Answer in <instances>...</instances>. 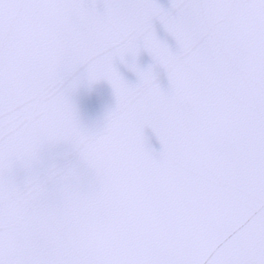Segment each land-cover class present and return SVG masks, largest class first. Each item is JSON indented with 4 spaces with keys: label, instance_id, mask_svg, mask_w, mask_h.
<instances>
[{
    "label": "snow or ice",
    "instance_id": "snow-or-ice-1",
    "mask_svg": "<svg viewBox=\"0 0 264 264\" xmlns=\"http://www.w3.org/2000/svg\"><path fill=\"white\" fill-rule=\"evenodd\" d=\"M0 264H264V0H0Z\"/></svg>",
    "mask_w": 264,
    "mask_h": 264
}]
</instances>
